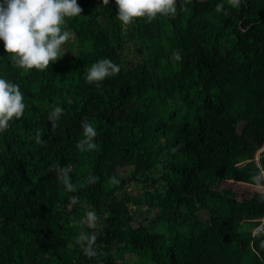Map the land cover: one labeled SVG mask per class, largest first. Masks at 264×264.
Masks as SVG:
<instances>
[{
  "label": "trees",
  "instance_id": "1",
  "mask_svg": "<svg viewBox=\"0 0 264 264\" xmlns=\"http://www.w3.org/2000/svg\"><path fill=\"white\" fill-rule=\"evenodd\" d=\"M78 3L81 16L66 25L74 50L47 70L15 67L0 41V78L19 84L27 105L0 132V264H264V192L238 201L220 186L262 184L264 0H176L173 16L129 26L116 24L115 0ZM130 43L139 61L126 68ZM103 58L121 71L89 84ZM85 120L97 148L81 151ZM232 124L238 133L228 134ZM137 178L148 187L130 196ZM81 205L103 222L92 257L69 245ZM140 205L150 228L131 226L129 206Z\"/></svg>",
  "mask_w": 264,
  "mask_h": 264
},
{
  "label": "clouds",
  "instance_id": "2",
  "mask_svg": "<svg viewBox=\"0 0 264 264\" xmlns=\"http://www.w3.org/2000/svg\"><path fill=\"white\" fill-rule=\"evenodd\" d=\"M108 6L109 0H102ZM233 7H238L240 0H228ZM117 18L124 26L136 23V18L147 22L160 16H173L176 0H115ZM222 5H217V11ZM83 9L78 0H0V41L4 42V51L12 64L22 70H47L65 55L66 43L74 34L66 28L70 19L81 16ZM179 59V56L176 55ZM120 66L107 58L92 64L86 73V82L99 86L104 80L118 74ZM19 84L0 78V132H5L15 120L21 119L27 105ZM61 112L55 109L54 115ZM85 139L77 146L81 151L93 150L97 133L86 120L82 123ZM60 180L69 191L74 190L68 176V169L61 171ZM114 184L119 181L112 178ZM97 217L94 212L86 213L89 227H95ZM82 221L81 223H83ZM80 240L87 242L84 252L87 256L96 255L93 245L96 235L82 234Z\"/></svg>",
  "mask_w": 264,
  "mask_h": 264
},
{
  "label": "rangeland",
  "instance_id": "3",
  "mask_svg": "<svg viewBox=\"0 0 264 264\" xmlns=\"http://www.w3.org/2000/svg\"><path fill=\"white\" fill-rule=\"evenodd\" d=\"M115 9L116 5H114ZM110 8H113L110 6ZM116 24L122 25L121 22L118 20V18L115 20ZM113 21L108 18L107 19V24L112 25ZM110 28V27H109ZM73 40H70L69 42L66 43L65 46V52L71 53L73 52ZM121 56L122 59L125 63L126 68L128 67V63L135 64L139 61V52L138 48L135 43H130L125 45L121 51ZM241 129V125L239 124H232L228 128V134H233V133H238ZM207 139H214V135L210 132L206 135ZM203 143L199 144V147L201 148ZM165 154L164 156H166ZM163 156V157H164ZM199 159H202V154L198 155ZM115 166L119 170L122 176L124 177H129L132 174L133 166L128 164L127 161L123 160L122 158L119 159L118 162L115 163ZM262 183L264 181V173L262 172V177H261ZM221 187H224L234 193V197L238 200L241 201L245 196H247V192L249 191H255V190H260L262 189L260 186H249L243 183H238V182H224L220 185ZM148 187V184L145 183L144 180L138 179L135 181L130 182L127 186L125 191L130 195V196H139L141 193L146 190ZM82 209V218L79 219L78 221L75 218H71L72 223H74L77 228V234L69 241V245H79L83 248L87 247V242L80 240V236L82 234L91 236L93 234H96L103 226V222L100 218H97L96 225L95 227H89L87 222H86V213L90 211L89 207L86 205H81L80 206ZM193 207H196L194 205ZM129 211L133 214L134 220L131 223V226L136 227L138 225H144L145 227L150 228L152 226V217L153 213L148 210L144 205L132 207L129 206ZM196 213L200 215V217L204 220L207 219L206 212L202 210H197ZM84 221L83 223H81ZM232 230V229H231ZM109 251L113 253L115 251V245H112L109 248ZM128 259L129 263H133L129 257H126Z\"/></svg>",
  "mask_w": 264,
  "mask_h": 264
},
{
  "label": "built area",
  "instance_id": "4",
  "mask_svg": "<svg viewBox=\"0 0 264 264\" xmlns=\"http://www.w3.org/2000/svg\"><path fill=\"white\" fill-rule=\"evenodd\" d=\"M255 160L257 161L256 156H255ZM260 187L262 188V192H264V181H263V183L260 185ZM262 227H263V225H260L258 228H262ZM258 228H256L255 231H257ZM98 264H100V263H98Z\"/></svg>",
  "mask_w": 264,
  "mask_h": 264
},
{
  "label": "bare ground",
  "instance_id": "5",
  "mask_svg": "<svg viewBox=\"0 0 264 264\" xmlns=\"http://www.w3.org/2000/svg\"><path fill=\"white\" fill-rule=\"evenodd\" d=\"M118 253V252H117ZM127 255V254H126ZM98 264V263H97ZM103 264V263H102Z\"/></svg>",
  "mask_w": 264,
  "mask_h": 264
}]
</instances>
